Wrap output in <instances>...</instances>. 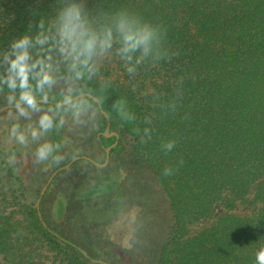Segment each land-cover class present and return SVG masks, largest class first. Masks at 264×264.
Instances as JSON below:
<instances>
[{"label": "trees", "instance_id": "16d2710c", "mask_svg": "<svg viewBox=\"0 0 264 264\" xmlns=\"http://www.w3.org/2000/svg\"><path fill=\"white\" fill-rule=\"evenodd\" d=\"M89 4L93 11L126 8L167 29L164 48L171 59L142 67L134 78L115 61L120 78L111 79L102 102L110 122L123 129V139L111 153L131 142L134 157L148 168L168 207L170 225L163 243L152 252L155 264H256L255 254L264 247V0H89ZM54 10L55 3L49 7L46 0H0V51L25 31L35 34L39 19ZM98 85L93 81L89 87ZM121 98L136 115L134 123L121 121L112 110ZM174 101L175 111L170 107ZM99 115L104 130L107 118L101 111ZM136 127L141 134L144 128L151 129L147 143H141L133 131ZM100 140L108 147L115 138L102 134ZM167 141H175L171 152L162 150ZM165 168L173 169V174L165 176ZM250 196L258 209L252 215L234 214L236 204L249 203ZM218 204L229 212L192 233L195 224L215 217ZM4 209L0 257L8 264H29L25 248L33 242L23 229L69 255L70 264H95L44 226L36 209H30L26 227Z\"/></svg>", "mask_w": 264, "mask_h": 264}, {"label": "rangeland", "instance_id": "374dc122", "mask_svg": "<svg viewBox=\"0 0 264 264\" xmlns=\"http://www.w3.org/2000/svg\"><path fill=\"white\" fill-rule=\"evenodd\" d=\"M115 68V62L108 65L104 76L120 78ZM63 86V81L56 86V95L61 93ZM5 105H9L7 94H0V108ZM38 118L39 114L33 116V121ZM18 122L22 126L28 123L23 118ZM14 123H17L14 109L0 113V209L5 208L6 214H11L26 227L31 219L30 209H36L40 191L52 172L78 156L103 162L106 147L100 142L99 134L104 130L98 113L86 125L76 126L69 122L45 137L61 145L57 154L63 159L59 164L51 160L36 164L37 144L24 147L9 142V130ZM111 130L121 138L123 129L118 124L111 123ZM13 153L16 161L9 164L8 157ZM161 196L152 174L137 162L131 142L126 141L125 147L111 153L103 168L78 161L56 177L43 199L41 214L51 229L111 264H155L157 247L163 243L170 225L168 207ZM252 200L250 196L249 203L238 202L232 212L239 216L252 215L258 209ZM154 210L159 211L155 216ZM227 212L218 204L215 217L195 224L192 233L209 226ZM23 235L33 242L25 244L29 264H70L69 255L40 243L31 230L23 229ZM153 251H156L154 256ZM0 264L8 263L0 257Z\"/></svg>", "mask_w": 264, "mask_h": 264}, {"label": "clouds", "instance_id": "9594fccd", "mask_svg": "<svg viewBox=\"0 0 264 264\" xmlns=\"http://www.w3.org/2000/svg\"><path fill=\"white\" fill-rule=\"evenodd\" d=\"M46 2L49 7L55 3L54 13L39 19L35 34L25 31L0 51V92L7 90L8 104L16 113L17 123L9 130V142L24 147L37 144L34 163L51 160L59 164L63 159L57 154L61 145L45 137L69 122L83 126L96 117L104 94L112 86L111 78L103 74L108 65L119 61L134 78L142 67H156L171 56L164 48L167 29L126 8L93 11L89 0ZM28 23L31 25V20ZM61 81L64 86L56 95L55 88ZM93 81H99L98 88L89 87ZM53 98L55 104L49 105ZM170 107L175 111L176 102ZM112 110L121 121L134 123L137 119L125 99H117ZM37 114L38 120L33 121ZM21 118L28 123L22 126L18 122ZM145 123L151 120L146 117ZM133 131L141 136V143L151 139L150 128H144L142 134L139 127ZM161 147L171 152L175 141ZM15 161L13 153L8 163ZM172 174L173 169H164L165 176ZM255 262L264 264V247L256 252Z\"/></svg>", "mask_w": 264, "mask_h": 264}, {"label": "water", "instance_id": "95a60500", "mask_svg": "<svg viewBox=\"0 0 264 264\" xmlns=\"http://www.w3.org/2000/svg\"><path fill=\"white\" fill-rule=\"evenodd\" d=\"M49 103H54V104H55V102H52L51 100L49 101ZM8 109H13V108H11L9 105H5V106H3V107L0 108V113L6 111V110H8ZM101 112H102L103 115H105L106 118H107V125H106L105 131H104V136H105V137L115 136V138H116V141L114 142V144H112L110 147H108V148L106 149V154H107V155H106V161H105L104 163L101 164V163H98V162H96V161H94V160L89 159L88 157H76V158L72 159L68 164H66V165L61 166L60 168H58V169L53 173V175H52L51 178L49 179L48 183H47L46 186L44 187V189H43V191H42V193H41V197H40V199H39L38 202H37L38 215H39V217H40L41 220H42L41 212H40V202H41V198H42V196L44 195L45 190L47 189V187H48V185L50 184V182L52 181V179H53V178H54V177H55L60 171L67 169V168H68L70 165H72L75 161L80 160V159H87V160H90L92 163H94L96 166H99V167H103V166H105L106 163L108 162V160H109V156H110V151H111V149H112L113 147H115V145L117 144L119 135H118V133H116V132H111V131H110L111 122H110V120H109V118H108V115H107L106 112L103 111L102 109H101ZM42 222H43V225L46 226V223H45L43 220H42ZM56 235H57V233H56ZM79 250H80V251H81V252H82L87 258H89V259H90L93 263H95V264H109L108 262H106V261H104V260L96 259V258L91 257V256L87 253V251H85V250L82 249V248H79Z\"/></svg>", "mask_w": 264, "mask_h": 264}, {"label": "flooded vegetation", "instance_id": "af4514ba", "mask_svg": "<svg viewBox=\"0 0 264 264\" xmlns=\"http://www.w3.org/2000/svg\"><path fill=\"white\" fill-rule=\"evenodd\" d=\"M9 110V109H8ZM104 131H105V129H104ZM104 131L102 132V133H100L99 134V136L101 137V135L103 134L104 135ZM110 131L111 132H115V131H113V130H111V127H110ZM117 133V132H116ZM119 135V134H118ZM113 139L115 138V136H111ZM106 138H110V137H106ZM119 138H120V135H119V137H118V142H119ZM116 141V138H115V140L113 141V143L112 144H114V142ZM118 142H117V144H118ZM111 144V145H112ZM116 144V145H117ZM110 145V146H111ZM115 145V146H116ZM110 146H108V147H110ZM108 147H106V149L108 148ZM114 148V147H113ZM112 148V149H113ZM111 149V150H112ZM106 155L107 154H105V160L103 161V162H98V161H96V160H94V159H92V158H90V157H88V156H78V157H88L89 159H91V160H94V161H96V162H98V163H104L105 161H106ZM110 156H111V151H110ZM110 156H109V160H110ZM74 158H76V157H74ZM73 158V159H74ZM108 160V161H109ZM71 161V160H70ZM69 161V162H70ZM78 161H88V162H90V163H92L90 160H87V159H80V160H77V161H75L73 164H75V163H77ZM68 162V163H69ZM68 163H66V164H68ZM108 163V162H107ZM107 163H106V165H107ZM66 164H64V165H66ZM72 164V165H73ZM93 165H95L94 163H92ZM64 165H61V166H64ZM72 165H70L69 167H71ZM105 165V166H106ZM60 166V167H61ZM96 166V165H95ZM60 167H58V168H60ZM68 167V168H69ZM97 167H99V166H97ZM104 167V166H103ZM103 167H100V168H103ZM58 168H56L53 172H52V174L49 176V178H48V180H47V182H46V184L48 183V181H49V179L51 178V176L53 175V173L58 169ZM67 168V169H68ZM66 170V169H65ZM65 170H62V171H60L53 179H52V181L56 178V177H58L63 171H65ZM51 181V182H52ZM51 182H50V184H51ZM46 184L44 185V187L46 186ZM50 184L48 185V187H47V189L45 190V193H44V195L42 196V198H41V202H40V212H41V205H42V203H43V199H44V197H45V195H46V193H47V191H48V189H49V186H50ZM44 187L42 188V190L40 191V194H39V197H38V199H37V202H38V200L40 199V197H41V193H42V191H43V189H44ZM37 202H36V210H37ZM37 213H38V210H37ZM41 217H42V214H41ZM43 220V219H42ZM46 226H47V224H46ZM51 229V228H50ZM50 231H52V233L55 235V236H57L58 238H60L61 240H63V241H65V242H68V243H70L72 246H76V247H78V248H81L76 242H74L73 240H71L70 238H68V237H65L64 235H62L60 232H55V231H53V230H50ZM56 233H57V235H56ZM96 259H100V258H96ZM101 260H103V259H101ZM104 261H106V260H104ZM106 262H108V261H106ZM109 263V262H108ZM109 264H111V263H109Z\"/></svg>", "mask_w": 264, "mask_h": 264}]
</instances>
